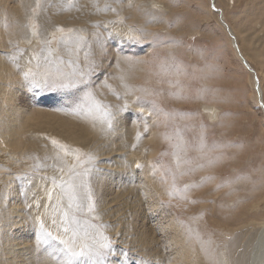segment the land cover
Instances as JSON below:
<instances>
[{
	"label": "rangeland",
	"instance_id": "obj_1",
	"mask_svg": "<svg viewBox=\"0 0 264 264\" xmlns=\"http://www.w3.org/2000/svg\"><path fill=\"white\" fill-rule=\"evenodd\" d=\"M210 2L0 0V144L11 151L0 147V264H57L63 258L58 244L39 238L41 221L46 231L63 236L60 217L68 210L67 196L58 202L61 190L51 184V177L67 175L52 165L67 168L74 161L55 160L52 140L82 149L77 195L86 205L90 192L95 211L75 215L81 236L96 230L110 238L114 251L105 264H173L190 250L188 264L252 260L264 243V120L256 81ZM216 3L264 87V0ZM117 67L121 73L114 76ZM29 70L38 73L35 79L25 80ZM45 73L51 80L85 73L87 84L49 87ZM89 88L115 115L111 129L78 114ZM125 104L127 111H120ZM124 113L125 124L118 125L128 136L115 125ZM197 192H211L208 201L199 202ZM168 217L181 223L187 244L173 245Z\"/></svg>",
	"mask_w": 264,
	"mask_h": 264
},
{
	"label": "snow or ice",
	"instance_id": "obj_2",
	"mask_svg": "<svg viewBox=\"0 0 264 264\" xmlns=\"http://www.w3.org/2000/svg\"><path fill=\"white\" fill-rule=\"evenodd\" d=\"M107 10V6L106 9ZM155 19V18H153ZM63 31V29H58ZM33 35H36V31L33 30ZM15 61V56L12 57ZM39 67V65H37ZM38 74L31 70L24 73L25 80H29L31 77L35 79ZM86 74L80 73L79 79H71L67 76L58 77L55 80H51L49 75L45 73L43 80L46 85L54 88H74L79 84H87L85 79ZM127 104L123 106L120 111H127ZM78 114L84 115L85 117L99 118L106 123L107 128H112L113 120L116 118L111 108L107 105L102 104L96 99L94 93L89 88L85 91L81 103L77 105ZM145 131H147V124L145 123ZM137 140L141 139L139 133H137ZM51 143L58 149L55 160L64 162L65 157H72L74 163L68 165L67 168L61 167L58 164H53L52 167L57 168L62 174L67 175V179L63 178V175L59 181L56 177H51V184L53 190L59 188L61 190L58 202L62 201L64 196L68 198V210L61 212L60 224L63 226V236L53 235L52 232L44 229L43 221H41V235L40 239L44 243L49 241L55 242L60 247L58 251L63 253V258L57 260V264H77V262L84 261L85 264H105L106 257L113 253V245L108 236L102 231H96L94 233L83 232L81 236V229L79 227V221L76 218L75 213L81 211H87L92 213L95 211V205L92 201L90 192L87 194V204L82 203L77 195L78 185L76 184V178L81 175L77 169L82 165L81 154L79 150L69 149L66 145L60 144L56 140H52ZM91 160V157H88ZM179 166V165H177ZM37 167H40L37 165ZM141 165L137 164V168ZM89 170L85 169L84 174H87ZM187 188V186H186ZM185 188V190H186ZM49 201L52 200V191H48ZM173 193H169L172 195ZM52 224L57 225V220L53 218ZM51 256V254H49ZM55 259L56 257L51 256Z\"/></svg>",
	"mask_w": 264,
	"mask_h": 264
},
{
	"label": "bare ground",
	"instance_id": "obj_3",
	"mask_svg": "<svg viewBox=\"0 0 264 264\" xmlns=\"http://www.w3.org/2000/svg\"><path fill=\"white\" fill-rule=\"evenodd\" d=\"M19 1V0H18ZM25 1H30V0H25ZM24 3V2H23ZM22 3V4H23ZM25 4V3H24ZM26 4H28V3H26ZM210 4H212L211 2H210ZM213 5H214V7L217 9V10H219L220 12H221V15H222V20H223V22L227 25V27H228V29H229V32L228 33H230V35L231 36H233L234 38H235V43H236V45H237V47H238V49H239V52H240V55L243 57V59L247 62V64L251 67V69L252 70H254V72H255V74H256V76H257V79H258V83H257V81L255 80V77H254V75L252 74V78H253V80L254 81H256V83L254 84V81H253V84H254V88H255V86H257V84H258V87H257V94H256V98H258V102L260 101V109H262V117H263V120H264V87H263V82H262V79L260 78V75H259V73H258V70L257 69H255L254 67H253V65H252V63H251V61L248 59V57L244 54V52L242 51V47H241V45H240V41H239V38H238V33L226 22V19H225V16H224V11L221 9V8H219L218 6H217V3H216V0H213ZM18 7V6H17ZM25 7V6H24ZM208 7V6H207ZM211 7V6H210ZM26 8V7H25ZM209 12V11H208ZM212 12V11H211ZM264 12V11H263ZM103 13V12H102ZM209 14V13H208ZM210 15H212V14H210ZM214 15V14H213ZM219 17V16H218ZM237 22V21H236ZM238 23V22H237ZM32 24H36V22L35 21H33L32 22ZM32 29H34L33 27H32ZM228 31V30H227ZM38 33V32H37ZM63 34V33H62ZM54 36H56V35H58L59 36V34H53ZM52 35V36H53ZM17 36V35H16ZM35 36L36 35H34L32 38L33 39H35ZM13 38V37H12ZM18 39V38H17ZM51 40L53 39V38H50ZM16 40V39H15ZM21 40V39H20ZM36 40V39H35ZM44 41V40H43ZM36 42H38L37 40H36ZM29 42H27V44H28ZM43 43V42H42ZM17 45H20V44H17ZM70 46V45H69ZM114 46V45H113ZM233 46H234V41H233ZM25 47V46H24ZM235 47V46H234ZM49 49V48H48ZM53 50V49H52ZM234 50H235V48H234ZM70 51V50H69ZM55 52V51H54ZM235 52H236V50H235ZM73 53V52H72ZM76 53V52H75ZM233 53V52H232ZM236 54H237V52H236ZM110 55V54H109ZM237 56H238V54H237ZM239 57V56H238ZM108 58V57H107ZM11 59V58H10ZM112 59V58H111ZM120 59V58H119ZM113 60V59H112ZM122 60V59H121ZM121 60H118V61H120V67L122 66V67H127V69H128V65L126 64L127 62H121ZM241 60V59H240ZM2 61H4V59L2 60ZM18 62V61H17ZM29 62V61H28ZM32 62V61H31ZM243 62V61H242ZM5 63V62H4ZM113 63V62H112ZM111 63V64H112ZM240 63V62H239ZM6 64H7V62H6ZM9 64H10V62H9ZM242 64V63H241ZM3 65H4V67H3ZM25 65H28V64H25ZM31 65V64H30ZM71 65H73V64H71ZM5 64H2V67L3 68H5ZM32 66V65H31ZM7 67V66H6ZM14 67V66H13ZM28 67V66H27ZM73 67V66H72ZM114 67V66H113ZM120 67L118 68L117 67V69H115V68H113V69H115L114 70V76H116L117 74L116 73H118L117 71H119V69H120ZM245 67V66H244ZM32 68V67H31ZM42 68V67H41ZM8 69V68H7ZM7 69L5 68V70L7 71ZM26 69V68H25ZM43 69V68H42ZM122 69V68H121ZM136 69V68H135ZM138 69V68H137ZM136 69V70H137ZM27 70H28V68H27ZM40 70V69H39ZM124 70V72H123V77L125 78V76L126 77H128V72H127V74L125 73L126 72V70L125 69H123ZM247 70V69H246ZM37 71V70H36ZM248 71V70H247ZM120 72V71H119ZM249 72V71H248ZM121 73V72H120ZM250 73V72H249ZM13 74V73H12ZM38 74V73H37ZM251 74V73H250ZM11 75V74H10ZM18 76H19V74H17ZM17 76V77H18ZM40 76V75H39ZM41 77H43V76H41ZM120 77H121V75H120ZM120 77H117L118 79L116 80L117 82H120V81H118L119 80V78ZM10 78V77H9ZM38 78H40V77H38ZM111 78V77H110ZM112 79H113V81L112 80H109V81H112V83H114V79H116V78H113L112 77ZM120 79H122V77L120 78ZM108 80V79H107ZM115 81V82H116ZM123 81H125L124 79H123ZM5 82V81H4ZM10 83V82H9ZM102 83H104V82H102ZM107 83V82H106ZM124 83V82H123ZM118 84H121V82L120 83H118ZM28 85V84H27ZM122 85V84H121ZM120 85V86H121ZM2 86H4V85H2ZM6 86V85H5ZM37 86H38V84H37ZM122 86H124V85H122ZM100 87V86H99ZM103 87H105L104 85H103ZM125 87H126V84H125ZM3 88V87H2ZM121 89H122V91L121 92H124L123 91V87H121ZM106 90V89H105ZM128 91H130V89H128ZM121 94V93H120ZM125 94V93H124ZM97 95V94H96ZM126 95H127V92H126ZM128 95H131V94H128ZM100 96V94H98V97ZM96 98H97V96H95ZM129 97V96H128ZM3 98V97H2ZM2 98H0V102H2ZM130 98V97H129ZM132 98V97H131ZM3 100H4V98H3ZM12 101V100H11ZM69 101V100H68ZM73 101V100H72ZM128 101V100H127ZM257 102V104H259ZM69 103V102H68ZM74 103V102H73ZM125 103V102H124ZM1 104V103H0ZM256 104V105H257ZM72 105V104H71ZM212 110V109H211ZM119 111V110H118ZM208 111V110H207ZM126 112V111H125ZM208 113H210V115H211V118H215V111H209ZM38 114V113H37ZM124 116L122 117V118H119L118 117V121H116V124L115 125H118V123H120V124H125L124 123V120H125V118L127 117V113H124L123 114ZM137 115V114H136ZM136 115H133V118H134V120H137L138 119V117L139 116H143L142 114H139V116L137 117ZM38 116H39V114H38ZM49 116V115H48ZM52 116V115H51ZM50 116V117H51ZM37 117V116H36ZM58 117V116H57ZM70 117V116H69ZM41 118V117H40ZM53 117H51V119H52ZM55 118V117H54ZM59 118V117H58ZM74 118V117H73ZM47 119V118H46ZM49 119V118H48ZM75 119V118H74ZM50 120V119H49ZM57 120V119H56ZM62 120V119H61ZM46 121V120H45ZM48 122V121H47ZM52 122H55V121H53V119H52ZM62 122V121H61ZM69 122V121H68ZM41 123V122H40ZM39 123V124H40ZM63 124L65 123V122H62ZM36 124V123H35ZM50 124V123H49ZM58 125H59V122L57 123ZM56 124V125H57ZM61 124V123H60ZM33 125V124H32ZM38 125V124H37ZM42 125V124H41ZM55 125V126H56ZM62 125V124H61ZM18 126V125H17ZM46 126V125H45ZM49 126V125H48ZM63 126V125H62ZM61 126V127H62ZM38 127V126H37ZM64 127V126H63ZM23 128V127H22ZM21 128V129H22ZM71 128V127H70ZM73 128V127H72ZM84 128V127H83ZM83 128H82V130H83ZM138 128H140V127H138ZM138 128H136V131H137V129ZM27 129V128H26ZM31 129H32V127H31ZM67 129H68V126H67ZM86 129V128H85ZM84 129V130H85ZM117 129L120 131V132H122V133H126V135L128 136V134L130 133V131L128 130L127 132L125 131V128L123 127V126H121V125H118L117 126ZM11 130V129H10ZM24 130V129H23ZM29 130H30V128H29ZM81 130V131H82ZM66 131V129L64 130V132ZM68 131H70L69 129H68ZM23 132V131H22ZM25 132V131H24ZM138 132V131H137ZM25 133H27V132H25ZM31 133V132H30ZM69 133V132H68ZM95 133V132H94ZM20 134V133H19ZM18 134V135H19ZM46 134V133H45ZM71 134V133H70ZM133 134H134V131H133ZM26 135V134H25ZM31 135V134H30ZM67 135H69V134H67ZM73 135V134H72ZM84 135V134H83ZM76 136V135H75ZM78 136V135H77ZM17 137V136H16ZM21 137V136H20ZM26 138V137H25ZM34 138V137H33ZM69 138H71L70 136H69ZM79 138V137H78ZM27 139V138H26ZM29 139V138H28ZM52 139H54V138H52ZM71 139H73V138H71ZM80 139V138H79ZM60 140V139H59ZM81 140V139H80ZM25 141V140H24ZM27 141V140H26ZM32 141V140H31ZM34 141V140H33ZM58 141V140H57ZM83 141V140H82ZM92 141V140H91ZM28 142V141H27ZM73 142V141H72ZM14 143H15V141H14ZM63 143V142H62ZM62 143H60V144H62ZM70 143V142H69ZM73 143H75V142H73ZM25 144V143H24ZM23 144V145H24ZM66 144V143H65ZM64 144V145H65ZM85 144V143H84ZM87 144V143H86ZM28 145V144H27ZM71 145H72V143H71ZM74 145H76V144H74ZM88 145V144H87ZM0 147L1 148H7V145H5L4 144V142H2L1 144H0ZM18 147V146H17ZM21 147V146H20ZM25 147V146H24ZM24 147H21V148H24ZM39 147V146H38ZM69 147V146H68ZM71 147V146H70ZM77 147H79V146H77ZM16 148V147H15ZM13 149H14V147H13ZM35 149H38V148H35ZM74 149H75V147H74ZM77 149V148H76ZM1 150V149H0ZM3 150V149H2ZM1 150V151H2ZM7 150H8V148H7ZM10 150V149H9ZM8 150V152H11V151H9ZM17 150V149H16ZM26 150V149H25ZM80 150H82V149H80ZM80 150H79V152H80ZM13 151H15V150H13ZM28 151V150H27ZM29 151H32V149L31 150H29ZM3 152V151H2ZM33 152V151H32ZM38 152H40V150H38ZM82 152H84V151H82ZM15 153V152H14ZM17 153H18V151H17ZM16 153V154H17ZM24 153H26V152H24ZM23 153V154H24ZM35 153V152H34ZM5 154V153H4ZM11 154H13V153H11ZM10 154V155H11ZM19 154V153H18ZM22 154V153H21ZM36 155H38V154H36ZM6 156V155H5ZM8 156V155H7ZM6 156V157H7ZM17 156V155H16ZM43 156V155H42ZM9 157V156H8ZM7 157V158H8ZM19 157V156H18ZM17 157V158H18ZM38 157V156H37ZM12 158V157H11ZM10 158V159H11ZM42 158V157H41ZM69 158V161H74L73 160V158L72 157H68ZM13 159H16V157L15 158H13ZM19 159V158H18ZM22 159H23V157H22ZM42 162V161H41ZM66 163V162H65ZM41 170H42V168H41ZM183 174H185V173H183ZM16 178V177H15ZM158 178V177H157ZM15 181V180H14ZM122 181V180H121ZM159 182V181H158ZM207 182V181H206ZM154 183V182H153ZM145 185V188H147V184H144ZM200 185V184H199ZM178 186V185H177ZM161 188V187H160ZM216 190V189H215ZM176 191V190H175ZM180 192H181V190H180ZM19 193V192H18ZM158 193V192H157ZM198 194L196 195V196H198V199H200V201L199 202H206V201H208V199H206V197H207V194H209V193H211V192H207V193H205V194H200L199 192H197ZM143 194V193H142ZM159 194V193H158ZM145 196V195H144ZM150 196V195H149ZM148 196V197H149ZM177 196V195H176ZM153 197H154V195H153ZM152 197V198H153ZM157 197V196H156ZM178 197V196H177ZM149 198H151V197H149ZM157 199V198H156ZM150 200H152V199H150ZM193 200V199H192ZM159 201V200H158ZM195 201V200H194ZM22 203V202H21ZM20 203V204H21ZM191 203V202H190ZM192 204V203H191ZM194 205H195V203H194ZM147 207H149V206H147ZM165 207V206H164ZM163 207V208H164ZM203 207V206H202ZM161 209V208H160ZM166 210H167V208H166ZM155 211V210H154ZM165 212V211H164ZM163 212V213H164ZM173 212V211H172ZM178 212V211H177ZM157 214V213H156ZM184 214V213H183ZM158 215V214H157ZM2 217V216H1ZM171 217V216H170ZM170 217H168V220L170 221V224L169 225H167L168 226V230L170 231V233L173 235L172 236V238H171V242L173 243V245L175 246V245H179L181 242H184V243H186L187 244V242H186V240L184 239V237H183V234H182V231H183V228H182V226H180V224L177 222V220L176 219H169ZM5 219H6V217H5ZM31 220V219H30ZM162 224V223H161ZM58 226V225H57ZM144 226V225H143ZM142 227V226H141ZM165 227V226H164ZM51 228V227H50ZM144 228V230H145V227H142V229ZM162 228V227H161ZM160 228V229H161ZM167 229V228H166ZM166 229H164V230H166ZM33 230V229H32ZM93 230V229H92ZM187 230V229H186ZM185 230V231H186ZM94 231V230H93ZM96 231V230H95ZM94 231V232H95ZM142 231V230H141ZM162 231V230H161ZM51 232V231H50ZM163 232V231H162ZM166 233V232H165ZM262 233V232H261ZM263 234H264V231H263ZM144 235V234H143ZM165 235V234H164ZM170 235V234H169ZM262 235V234H261ZM263 236V235H262ZM264 237V236H263ZM262 238V237H261ZM162 239V238H161ZM264 239V238H263ZM164 240V239H163ZM169 240V239H168ZM147 242V241H146ZM153 242V241H152ZM169 242H170V240H169ZM170 242V243H171ZM192 242V241H191ZM198 242V241H197ZM51 243V242H50ZM149 243H151V242H149ZM164 243V242H163ZM168 243V242H167ZM153 244V243H152ZM169 244V243H168ZM247 245H249V244H247ZM155 247V246H154ZM167 247V246H166ZM257 247V246H256ZM170 248V247H169ZM169 248H166L167 250L169 249ZM172 248H173V246H172ZM254 248V247H253ZM179 249H180V247H179ZM182 249V248H181ZM258 249H259V251H258ZM155 250V249H154ZM160 250V249H159ZM184 250L186 251V252H189V249H188V245H187V248L186 247H184ZM180 250H176L175 251V254H179V255H181L180 254V252H179ZM230 251V250H229ZM247 251V250H246ZM256 251H258L259 252V254L257 255V256H255L256 255ZM225 252V251H224ZM237 252V251H236ZM153 253V252H152ZM151 253V254H152ZM156 253V251L154 252V254ZM170 253V252H169ZM245 253V252H244ZM253 256H252V260L248 263V261H246V260H244L245 262H247V264H264V243H260V245L258 244V247L256 248V250L254 249L253 250ZM177 254V255H178ZM186 254V253H185ZM236 254V253H235ZM169 255V254H168ZM173 255V254H172ZM179 255H178V257H179ZM220 255H222L221 254V252H220ZM228 255V254H227ZM234 255V254H233ZM251 255V254H250ZM164 256V255H163ZM194 256V255H193ZM236 256V255H235ZM223 257H225V256H223ZM238 257H239V260H241V256H240V254L238 255ZM243 257V256H242ZM218 258V257H217ZM236 258V257H235ZM244 258V257H243ZM250 258H251V256H250ZM190 259H192V255H191V250H190V254L189 253H187L186 254V257L182 260H180L178 263L179 264H185V263H189L190 262ZM207 259V258H206ZM219 259H221L220 257H219ZM224 259V258H223ZM227 259V258H226ZM229 259V258H228ZM218 260V259H217ZM225 260V259H224ZM177 260H174V262L175 263H173V264H178L177 262H176ZM218 262V261H217ZM213 263H214V261H213ZM212 263V264H213ZM221 263V262H220ZM223 263H225V264H230L227 260L225 261V262H223ZM192 264H197L196 262L195 263H192ZM209 264H211L210 262H209ZM217 264V263H216ZM219 264V263H218ZM240 264V263H239Z\"/></svg>",
	"mask_w": 264,
	"mask_h": 264
},
{
	"label": "water",
	"instance_id": "obj_4",
	"mask_svg": "<svg viewBox=\"0 0 264 264\" xmlns=\"http://www.w3.org/2000/svg\"><path fill=\"white\" fill-rule=\"evenodd\" d=\"M210 1H211V3H212V5H211V9H212L214 12H216V13L218 14V16H219V20H220V23L223 25V27H226V29H227L228 32H229V29H228L227 25H226V24L223 22V20H222L221 12H220L219 10H217V9L214 7V5H213V0H210ZM229 34H230V33H229ZM230 36H231V35H230ZM231 37H232V40L234 41V46H235L234 48H235V50H236V52H237L239 58L243 61V65L245 66V68H246L251 74L254 75L255 80H256L257 83H258V79H257V76H256L254 70L251 69V67L247 64V62H246V61L243 59V57L240 55L239 49H238V47H237V45H236V43H235V38H234L233 36H231ZM257 87H258V84H257L256 88H257Z\"/></svg>",
	"mask_w": 264,
	"mask_h": 264
}]
</instances>
